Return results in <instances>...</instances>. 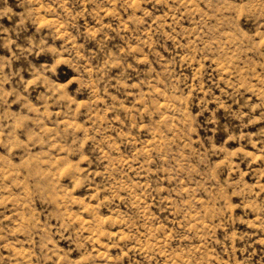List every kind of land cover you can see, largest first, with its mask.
<instances>
[{
	"label": "clouds",
	"instance_id": "9594fccd",
	"mask_svg": "<svg viewBox=\"0 0 264 264\" xmlns=\"http://www.w3.org/2000/svg\"><path fill=\"white\" fill-rule=\"evenodd\" d=\"M171 2L138 0L133 5L132 0H0V161L17 156L24 160L35 149L43 155L45 145L59 142L65 145L63 157L47 177L57 190L69 198L73 191L84 188L95 191L98 198L102 192H116L106 187L114 176L111 163L105 167L110 160L108 152L123 149L131 153L135 145L127 136L107 137L106 126L112 121L106 113L110 111L113 119L127 121L129 135L139 138L134 129L141 124L146 133L153 132L157 120L164 115L154 87L162 86L159 95L166 92L170 101L169 115L160 124L166 146L164 151L154 150L152 155L144 156V160L159 172L163 167L161 156L167 154L169 162L175 158L172 173L180 200L185 199L182 178L196 184L187 194L190 203L204 185L215 184V226L225 229L223 241L218 242L225 245L230 259L235 242H241L239 251L245 255L235 264H264V185L257 184L259 191L245 185L242 171L243 165L248 173L264 179V88L257 91L245 83L241 91L238 83L231 85L230 92L216 96L215 78L211 77L212 82L205 87L202 73L197 74L201 83L193 87L183 76L192 67L191 46L181 45L173 35L157 29L145 31L142 26L153 14L146 7L139 9L144 17H135L139 4L155 9ZM204 2L213 13L211 20L217 21L213 32H235L242 43L245 31L252 33V40L255 33L264 37V0ZM115 3L125 11L133 8V27L126 29L127 22L118 13L113 14L111 22H104L100 6ZM90 5L94 6L91 11ZM43 16L55 19L41 26ZM61 24L65 34L62 39L58 31ZM180 47L186 51L183 60L175 51ZM262 48L264 45H255L253 54L264 67ZM126 103H132L133 108L126 110ZM13 104L20 109L19 118L10 111ZM100 114L105 115L104 122L99 119ZM75 120L82 122L79 128L73 125L69 129L64 123ZM193 136L197 139L193 140ZM233 143L237 147L229 146ZM249 146L253 151L248 150ZM58 169H63L62 175ZM233 173L241 178L236 180ZM224 175L228 176L227 181L222 179ZM4 178L0 176V181ZM62 180L68 181L67 187L61 184ZM7 190L6 185L0 186V192ZM233 194L239 203L231 202ZM33 197L47 213L53 201L46 197V189L38 184ZM117 199L118 193L108 203ZM8 203L7 198L2 199L0 207L6 209ZM12 203L15 206L18 200ZM237 209L239 215L234 214ZM239 225H244L245 230L240 231ZM22 230L27 231L22 227L8 228L0 220V264H23L19 253L12 255L11 245L6 243L9 236ZM61 238L70 250L73 244L82 249L85 243L82 233L76 231L67 236L61 232ZM48 242L50 236H42L39 255L31 252L29 264H33V257L35 264L52 260ZM5 247L8 255L4 254ZM68 255L64 253L66 264Z\"/></svg>",
	"mask_w": 264,
	"mask_h": 264
},
{
	"label": "rangeland",
	"instance_id": "374dc122",
	"mask_svg": "<svg viewBox=\"0 0 264 264\" xmlns=\"http://www.w3.org/2000/svg\"><path fill=\"white\" fill-rule=\"evenodd\" d=\"M137 3L138 0H132L133 5ZM145 7L153 13L142 26L145 31L157 29L173 35L181 45L191 46L192 67L183 76L193 87L201 83L197 74L202 73L205 87L212 82L211 77L215 78L216 96L230 92L231 85L238 83L241 84V91L245 83L257 91L264 88V84H261L264 81V67L260 66L259 59L253 54L255 45H264V37L259 33H255L256 38L252 40V33L245 31V41L242 43L235 32L224 29L213 32L217 21L211 20L213 13L204 0H172L169 4L157 5L155 9L151 5L139 4L135 11L137 19L145 16L139 10ZM93 8L89 6L90 11ZM99 11L105 23L111 22L113 14L118 13L127 22L124 24L126 29L134 26L131 7L125 11L119 3L103 4ZM54 19L53 16H43L41 26ZM63 27L61 24L58 29L60 39L65 35ZM157 38L152 36L153 40ZM168 44L171 45L172 41H168ZM175 51L181 60L185 58V48H176ZM5 87L7 89L9 86ZM144 91L147 92L148 88L145 87ZM154 91L158 94L159 109L164 115L157 120L153 132L146 133L141 124L139 129H134L139 132V138L129 135L125 128L127 121L120 117L113 119L110 111L106 113L112 121L106 126L107 137L127 136L135 145L131 153L123 149L108 152L110 160L105 162V167L111 163L114 176L112 183L106 187L114 188L116 192H102L98 198L95 191L84 188L73 191L69 198L62 190H57L47 177L50 169L63 157L65 145L59 142L51 143L50 147L45 145L43 155L39 149H35L24 160L17 156L0 161V176L5 177L0 181V186L6 185L8 188L0 192V200H9L6 209L0 207V220L8 228L27 229L9 236L6 242L11 245L12 255L19 253L18 259L23 264H29L31 252L39 255L42 236H50L47 248L52 260L48 264H53V261L55 264H66L64 253H69L67 264H235V261L243 260L245 254L239 251L242 247L239 240L235 242L232 259L225 245L218 242L223 241L225 229L215 226L214 217L218 207L213 202L218 195L215 184L204 185L202 191L195 192V200L190 203L187 194L190 189L196 188V184L182 178L180 184L183 185L185 199L180 200L172 173V165L177 163L175 158L169 162L167 154L161 156L163 167L159 172L144 160V156L152 155L154 150L164 151L166 146L165 133L160 124L169 115L170 101L166 92L159 95L163 91L162 86L154 87ZM136 106L139 107V104ZM124 108L132 109L133 104L126 103ZM10 111L17 118L21 115L15 104ZM99 119L104 122L105 115L100 114ZM132 119L135 120V113ZM64 123L69 129L73 125L79 128L82 124L79 120ZM47 127L50 129L52 125L49 123ZM108 128L115 131H108ZM196 139L193 136V140ZM229 146L237 147L234 143ZM248 150L253 151L251 146ZM58 171L63 174V169ZM242 171L245 185L259 191L257 184L264 185V179L248 173L243 165ZM233 177L236 180L241 178L237 173H233ZM222 179L227 181L228 176L224 175ZM38 184L46 189V197L53 201L48 205L47 213L33 197L34 187ZM61 184L67 187L68 181L62 180ZM117 193L119 199L109 204L110 197ZM13 200H18L15 206ZM231 202L239 203V199L233 194ZM234 214L239 215L240 210L237 209ZM239 230L244 231L245 226L239 225ZM73 231L82 233L85 242L82 249H77L73 244L70 250L67 241L61 238V232L67 236ZM8 252V247H5L4 254L8 255Z\"/></svg>",
	"mask_w": 264,
	"mask_h": 264
}]
</instances>
